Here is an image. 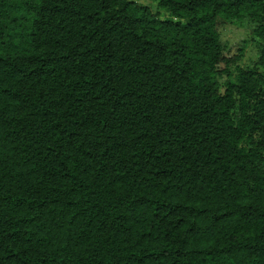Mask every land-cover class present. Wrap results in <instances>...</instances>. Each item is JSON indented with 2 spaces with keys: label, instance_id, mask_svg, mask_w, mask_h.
Wrapping results in <instances>:
<instances>
[{
  "label": "trees",
  "instance_id": "16d2710c",
  "mask_svg": "<svg viewBox=\"0 0 264 264\" xmlns=\"http://www.w3.org/2000/svg\"><path fill=\"white\" fill-rule=\"evenodd\" d=\"M152 1L0 0V264H264V0Z\"/></svg>",
  "mask_w": 264,
  "mask_h": 264
},
{
  "label": "rangeland",
  "instance_id": "374dc122",
  "mask_svg": "<svg viewBox=\"0 0 264 264\" xmlns=\"http://www.w3.org/2000/svg\"><path fill=\"white\" fill-rule=\"evenodd\" d=\"M141 6L149 8L153 13H159L160 9L157 3L152 0H132ZM219 28L224 41L229 42L231 45H235L245 39L244 29L238 27L237 25L225 22L224 20L219 21ZM255 56V49L250 46L244 55L243 62H248L249 59Z\"/></svg>",
  "mask_w": 264,
  "mask_h": 264
}]
</instances>
